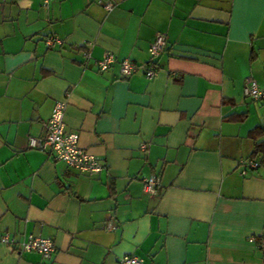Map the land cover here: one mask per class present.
I'll return each instance as SVG.
<instances>
[{
  "label": "crops",
  "instance_id": "0c3cea01",
  "mask_svg": "<svg viewBox=\"0 0 264 264\" xmlns=\"http://www.w3.org/2000/svg\"><path fill=\"white\" fill-rule=\"evenodd\" d=\"M158 33L155 75L121 77ZM104 51L117 61L100 72ZM247 76L264 87V0H0V236L55 247L46 260L0 242V264H264V159L246 166L264 100ZM61 99L97 175L28 147Z\"/></svg>",
  "mask_w": 264,
  "mask_h": 264
},
{
  "label": "built area",
  "instance_id": "2783aa9c",
  "mask_svg": "<svg viewBox=\"0 0 264 264\" xmlns=\"http://www.w3.org/2000/svg\"><path fill=\"white\" fill-rule=\"evenodd\" d=\"M50 0H44L48 4ZM107 9L112 7L111 3L105 5ZM62 44V41L56 37H48L46 44ZM168 47L167 37L163 33H158L148 47L149 61L136 62L129 58L116 60L114 53L104 51L99 59L95 60L98 71L103 72L111 68L117 61L119 64V74L121 77H129L137 72H142L147 79H151L157 69L153 61L163 53ZM83 64L88 66L92 56L88 49H83ZM243 94L253 100H264V87H260L258 82L252 76H247L243 83ZM67 101L64 99L56 100L53 104L51 114L47 120L42 123V133L40 135H30L28 137V147L47 153L54 159L64 162L68 167L97 175L103 169L100 160L93 154L88 153L79 145V134L76 131L65 129V111ZM145 144L141 145L144 150ZM248 167H257V161L246 162ZM246 174L245 169L242 170ZM161 187L160 176L150 174L142 178V191L148 195L155 196ZM115 225L107 223V229H114ZM0 242L7 245L13 251L19 252H37L44 259L51 258L55 247L53 240L48 236L28 234L20 241H17L9 233L0 236ZM260 246L264 249V239H261ZM142 259L136 255H122L118 257L117 264H140Z\"/></svg>",
  "mask_w": 264,
  "mask_h": 264
},
{
  "label": "trees",
  "instance_id": "16d2710c",
  "mask_svg": "<svg viewBox=\"0 0 264 264\" xmlns=\"http://www.w3.org/2000/svg\"><path fill=\"white\" fill-rule=\"evenodd\" d=\"M239 118L242 120L244 115H240ZM250 136L255 139V147L252 151V154L250 155V161H257L256 158L258 156H260L261 159H264V140H259L260 138L264 137V123L252 129L250 131ZM257 162L260 164L259 159Z\"/></svg>",
  "mask_w": 264,
  "mask_h": 264
}]
</instances>
